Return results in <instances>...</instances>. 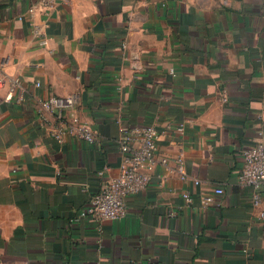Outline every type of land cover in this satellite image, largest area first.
<instances>
[{
    "label": "crops",
    "instance_id": "0c3cea01",
    "mask_svg": "<svg viewBox=\"0 0 264 264\" xmlns=\"http://www.w3.org/2000/svg\"><path fill=\"white\" fill-rule=\"evenodd\" d=\"M37 1L0 0V264H264V182L258 206L237 183L264 132V0ZM72 94L92 142L41 126L34 98ZM144 125L187 177L157 164L123 219L77 218Z\"/></svg>",
    "mask_w": 264,
    "mask_h": 264
},
{
    "label": "built area",
    "instance_id": "2783aa9c",
    "mask_svg": "<svg viewBox=\"0 0 264 264\" xmlns=\"http://www.w3.org/2000/svg\"><path fill=\"white\" fill-rule=\"evenodd\" d=\"M67 1V0H61ZM44 8L54 6V0H38L36 2ZM33 32L41 35L39 26H34ZM39 43L44 45L45 38L41 37ZM2 80L0 79V85ZM19 85V78L11 79V88L5 98L11 101L14 94V87ZM34 85L39 87V83ZM16 101L23 99L22 95L15 98ZM36 108L41 117V126L45 127L47 133L58 142H63L66 134L76 135L79 138L94 141V136L87 126L75 127L69 124L63 116V112L74 110L77 102L75 94L68 96L49 95L45 98H34ZM55 114V125L50 127L45 114ZM1 123V118H0ZM177 131H182L178 126ZM158 131L153 125H144L141 127L121 128V134L117 141V147L120 153V162L118 173L103 181L98 192L92 196L84 210L79 212V217H90L96 222L105 220L118 221L125 217L126 198L145 190L151 181V169L155 165L170 166L176 171L182 179L187 177L184 168V161L181 155L167 158L160 156L157 148ZM242 167L237 178V183L241 186H250L252 188L251 203L258 206L262 199V184L264 182V132H261L256 142L242 150ZM221 188H215V193H221ZM185 202H191V196L183 193ZM211 197L204 199V203L212 202ZM218 204L217 202L215 203ZM261 216H264L261 213Z\"/></svg>",
    "mask_w": 264,
    "mask_h": 264
}]
</instances>
